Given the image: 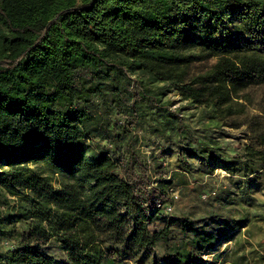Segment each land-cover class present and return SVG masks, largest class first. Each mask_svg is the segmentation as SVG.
<instances>
[{"label": "trees", "instance_id": "1", "mask_svg": "<svg viewBox=\"0 0 264 264\" xmlns=\"http://www.w3.org/2000/svg\"><path fill=\"white\" fill-rule=\"evenodd\" d=\"M263 88L264 0H0V264H222L264 221Z\"/></svg>", "mask_w": 264, "mask_h": 264}, {"label": "rangeland", "instance_id": "2", "mask_svg": "<svg viewBox=\"0 0 264 264\" xmlns=\"http://www.w3.org/2000/svg\"><path fill=\"white\" fill-rule=\"evenodd\" d=\"M214 62L215 60L206 62L203 65L197 66L195 70H206V68L210 67ZM170 97L171 101L173 102L174 109H178L186 105L185 103H182V101H180L181 97L179 95L174 94L170 95ZM249 97L250 101L246 102V116L252 119L253 116L262 113L261 109L264 104V88L254 89V91L249 93ZM229 135L234 138V140L229 139V141L235 143H238L237 138H246L245 135L241 134V131H230ZM142 141V153L146 155L149 162L152 161V157L156 154L157 157L161 156V152L159 153L155 150L156 145L153 143L155 141L154 138L148 136L146 139L143 138ZM225 175H227L226 172L221 169L217 170L214 174L215 177L220 176L221 179L224 178ZM179 190V187L175 190V192H179L180 197L178 199V202L175 204L176 209L174 213H181L183 212V210L186 211L188 210V208H190V206H193V204L198 201L196 194L191 190L185 192H180ZM257 197L261 201H264V192L257 193L256 198ZM162 226L163 223L158 221L151 226V229L155 231L161 228ZM246 232H250L251 235ZM236 241H239L238 244L236 243ZM221 252H225V260L224 262H222V264H264V221H262L260 218L252 219V222H250L249 226L245 229H242V232L237 238V240L226 243V245H222ZM243 255H247L248 258L240 260ZM210 259L211 257L207 260Z\"/></svg>", "mask_w": 264, "mask_h": 264}, {"label": "built area", "instance_id": "3", "mask_svg": "<svg viewBox=\"0 0 264 264\" xmlns=\"http://www.w3.org/2000/svg\"><path fill=\"white\" fill-rule=\"evenodd\" d=\"M172 197H173L175 203H177V202H178V199H179V197H180V196H179V192H174V193L172 194ZM207 198H208L207 196H204V197H203V199H207ZM173 210H174V207H172V206H170V207L167 208V211H168L169 213L173 212Z\"/></svg>", "mask_w": 264, "mask_h": 264}]
</instances>
